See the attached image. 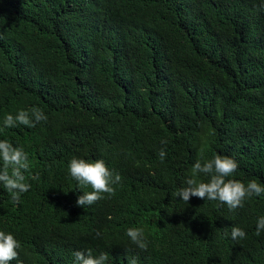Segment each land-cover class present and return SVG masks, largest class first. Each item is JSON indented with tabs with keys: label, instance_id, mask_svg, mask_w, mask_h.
<instances>
[{
	"label": "trees",
	"instance_id": "16d2710c",
	"mask_svg": "<svg viewBox=\"0 0 264 264\" xmlns=\"http://www.w3.org/2000/svg\"><path fill=\"white\" fill-rule=\"evenodd\" d=\"M32 107L47 121L3 128ZM3 139L31 165L19 203L0 184V231L21 244L10 264H75L89 248L107 264H264V194L235 211L177 196L216 154L237 160L230 179L264 184V0H0ZM73 157L119 173L115 194L77 207L92 189Z\"/></svg>",
	"mask_w": 264,
	"mask_h": 264
},
{
	"label": "clouds",
	"instance_id": "9594fccd",
	"mask_svg": "<svg viewBox=\"0 0 264 264\" xmlns=\"http://www.w3.org/2000/svg\"><path fill=\"white\" fill-rule=\"evenodd\" d=\"M48 117L38 107L30 110H19L15 115L7 114L3 120V128H15L24 125L34 128L41 121L46 122ZM166 144V140L161 141ZM159 157L163 161L166 152L161 149ZM29 155L23 146H14L8 140H0V184L11 194V201L19 203L22 194L27 193L31 184L26 173L30 170ZM239 164L233 157L216 154L212 159L204 160L198 158L192 166L190 176L185 180L183 187L178 191L177 196L188 204L192 197L201 200L218 201L219 205H227L230 211L244 207V202L253 196L259 197L264 194V184L252 179L245 184L237 179H230L237 172ZM72 179L81 186H90L91 191L83 192L78 196L77 207L91 206L104 198V194L112 196L115 194V187L121 182L122 177L106 166L105 161H86L83 158L73 157L68 165ZM207 177L206 180L200 179ZM31 179H38L32 176ZM264 231V216L257 219L255 235L260 236ZM97 237L101 233H96ZM126 235L131 242L141 250H147L148 244L144 237V231L139 227H130ZM227 235V233H226ZM245 231L237 226L231 229L233 240L244 239ZM20 242L11 233L0 231V264H10L18 259ZM75 264H107L109 253L101 252L94 255L92 249L84 251L77 250L73 253ZM128 264H138L137 258L128 259Z\"/></svg>",
	"mask_w": 264,
	"mask_h": 264
}]
</instances>
